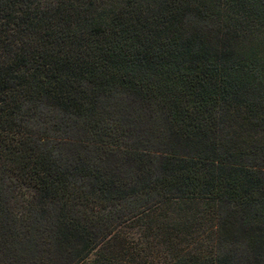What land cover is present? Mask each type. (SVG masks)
Here are the masks:
<instances>
[{"label":"trees","instance_id":"obj_1","mask_svg":"<svg viewBox=\"0 0 264 264\" xmlns=\"http://www.w3.org/2000/svg\"><path fill=\"white\" fill-rule=\"evenodd\" d=\"M0 264H264V0H0Z\"/></svg>","mask_w":264,"mask_h":264}]
</instances>
